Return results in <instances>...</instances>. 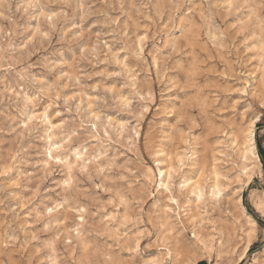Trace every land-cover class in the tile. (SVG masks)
Instances as JSON below:
<instances>
[{
  "label": "rangeland",
  "instance_id": "obj_1",
  "mask_svg": "<svg viewBox=\"0 0 264 264\" xmlns=\"http://www.w3.org/2000/svg\"><path fill=\"white\" fill-rule=\"evenodd\" d=\"M257 142L264 0H0V264H264Z\"/></svg>",
  "mask_w": 264,
  "mask_h": 264
},
{
  "label": "snow or ice",
  "instance_id": "obj_2",
  "mask_svg": "<svg viewBox=\"0 0 264 264\" xmlns=\"http://www.w3.org/2000/svg\"><path fill=\"white\" fill-rule=\"evenodd\" d=\"M252 204L255 209L252 216L248 220L250 226L249 237L251 238L257 231H264V184L259 185L252 193ZM175 203V201H173ZM51 211V209H49ZM259 226V227H258ZM244 258L241 257V264ZM251 264V261H249Z\"/></svg>",
  "mask_w": 264,
  "mask_h": 264
},
{
  "label": "trees",
  "instance_id": "obj_3",
  "mask_svg": "<svg viewBox=\"0 0 264 264\" xmlns=\"http://www.w3.org/2000/svg\"><path fill=\"white\" fill-rule=\"evenodd\" d=\"M257 151H258V156L260 158L262 166L264 168V149L261 147L259 142H257Z\"/></svg>",
  "mask_w": 264,
  "mask_h": 264
},
{
  "label": "bare ground",
  "instance_id": "obj_4",
  "mask_svg": "<svg viewBox=\"0 0 264 264\" xmlns=\"http://www.w3.org/2000/svg\"><path fill=\"white\" fill-rule=\"evenodd\" d=\"M159 173H160V175H162V171H160ZM163 176H164V175H163ZM164 184H166V182H164V183H163V182L160 183L159 186H160V185H161V186L163 185L164 187L167 186V184H166V185H164ZM194 186H195L194 188L198 189V188L196 187V184H195ZM199 189H200V188H199ZM196 191H197V190H196ZM216 191H217V190H216Z\"/></svg>",
  "mask_w": 264,
  "mask_h": 264
}]
</instances>
